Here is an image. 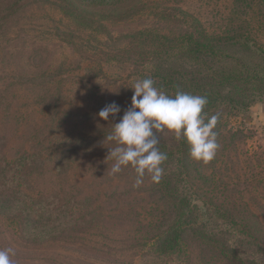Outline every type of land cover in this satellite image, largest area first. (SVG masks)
<instances>
[{"label": "rangeland", "instance_id": "obj_1", "mask_svg": "<svg viewBox=\"0 0 264 264\" xmlns=\"http://www.w3.org/2000/svg\"><path fill=\"white\" fill-rule=\"evenodd\" d=\"M50 1L27 0L29 7L9 21L7 31L0 30V149L12 162L32 155L39 161L25 170L22 194L13 195L15 198L23 200V195H28L55 211L61 204L66 226L77 224L100 244L97 249L71 241L37 246L27 237L13 235L0 220V249L15 250L13 264H184L175 258L154 262L146 253L151 246L143 250L136 246L141 235L135 230V222L148 223L160 198L152 190L150 177L146 175L144 183L135 187L133 168L123 167L112 174L113 161L106 160L113 145L103 144L105 135L131 106V88L137 80L131 60L109 62L106 54L124 47L126 40L113 46L108 37L121 38L145 29L193 32L190 26L195 17L204 23L248 24L259 29L256 37L264 45V3L164 0L160 14L155 10L150 14L149 7L150 15L101 20L103 28H85L80 35L77 26ZM73 29L75 38L70 40ZM118 51L113 52L120 59ZM111 103L120 107V113L108 121L99 119V111ZM259 106L240 116H219L215 131L220 147L215 158L203 164L194 162L188 154L187 166L197 204L211 201L237 218L258 222L259 227L252 231L264 239V121ZM54 151L57 162L53 161ZM47 158L46 162L53 163L42 164L41 160ZM66 195H74L79 207L69 205ZM86 201L89 205L82 207ZM84 213H91L88 218L98 216L101 225L105 223L101 219L118 218L113 231L119 244L115 245L132 248L127 252L101 249L105 240L97 236L107 230L95 223L90 225L94 229L87 228L81 217Z\"/></svg>", "mask_w": 264, "mask_h": 264}, {"label": "trees", "instance_id": "obj_2", "mask_svg": "<svg viewBox=\"0 0 264 264\" xmlns=\"http://www.w3.org/2000/svg\"><path fill=\"white\" fill-rule=\"evenodd\" d=\"M163 1L51 0L50 4L58 7L83 35L85 28H103L101 20L118 16L136 18L151 14L153 10H162ZM30 4L27 0H1L0 30L7 31L9 21L23 13ZM246 25L204 23L194 17L190 26L193 32L174 34L145 29L121 38L109 36L113 46L126 41L124 47L114 48L122 55L120 59L114 50L106 54L109 62L116 60L123 64L125 60H131L137 80L150 76L155 86L169 95L183 91L206 96L208 104L203 110L206 120L215 114L236 117L264 104V45L256 37L259 29ZM76 30H71L70 40L75 38ZM80 43L83 44V40ZM2 140L0 138V142ZM159 140L160 151L168 157L163 164L165 171L160 183H152V190L160 198L159 207L152 209L156 213L148 223L135 222V230L141 235L136 239V246L140 250L151 246L146 253L154 262L175 258L184 264H192L193 261L200 264H219L222 261L226 262L224 264H264V239L252 231L259 227L258 222L237 218L211 201L197 204V195L188 182V145L183 139L177 141L168 132L160 133ZM56 143L57 140L53 141V145ZM0 150V179H4L3 183L0 182V220L13 235L27 237L37 246L71 241L97 249L95 246L100 242L93 240L95 237L84 229L80 230L77 224L66 226L61 204L55 211L28 195H23V200L13 196L22 194L20 189L24 187L25 170L39 161L32 155V158L22 156L12 162L4 158L2 147ZM52 154L53 161L57 162V153L54 151ZM47 160L42 159V164L53 163ZM65 197L69 205L74 203L79 207L74 195ZM89 203L86 201L81 205L86 208ZM36 206L38 211L34 210ZM89 215L91 213L81 215L83 223L89 225L87 228L94 229L90 225L95 223L96 227L107 230V233L100 232L101 235L97 236L105 240L101 249L127 252L132 248L115 245L119 244L113 231L118 218L101 219L105 222L101 225L98 216L88 218ZM130 235L127 231L128 239ZM143 241L145 244L141 247Z\"/></svg>", "mask_w": 264, "mask_h": 264}, {"label": "clouds", "instance_id": "obj_3", "mask_svg": "<svg viewBox=\"0 0 264 264\" xmlns=\"http://www.w3.org/2000/svg\"><path fill=\"white\" fill-rule=\"evenodd\" d=\"M131 89V106L118 123L111 124L103 141L113 145L106 158L113 161L112 174L131 167L136 173L135 187L144 183L146 175L153 184H159L168 158L158 147L159 134L164 132L173 134L177 141L183 139L194 162L208 164L215 158L220 147L215 131L220 117L215 114L205 119L206 96L183 91L169 95L156 87L150 76L136 80ZM120 111L111 103L99 111L98 118L108 121ZM15 254L11 247L0 249V264H13Z\"/></svg>", "mask_w": 264, "mask_h": 264}, {"label": "crops", "instance_id": "obj_4", "mask_svg": "<svg viewBox=\"0 0 264 264\" xmlns=\"http://www.w3.org/2000/svg\"><path fill=\"white\" fill-rule=\"evenodd\" d=\"M260 118L264 121V104L259 106Z\"/></svg>", "mask_w": 264, "mask_h": 264}]
</instances>
